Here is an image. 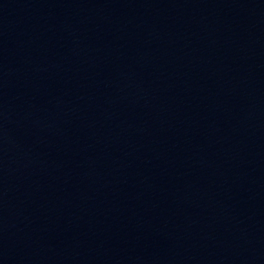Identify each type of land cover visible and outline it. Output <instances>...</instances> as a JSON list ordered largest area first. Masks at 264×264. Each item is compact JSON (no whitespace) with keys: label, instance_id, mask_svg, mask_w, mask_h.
I'll return each mask as SVG.
<instances>
[{"label":"water","instance_id":"1","mask_svg":"<svg viewBox=\"0 0 264 264\" xmlns=\"http://www.w3.org/2000/svg\"><path fill=\"white\" fill-rule=\"evenodd\" d=\"M0 264H264V0H0Z\"/></svg>","mask_w":264,"mask_h":264}]
</instances>
